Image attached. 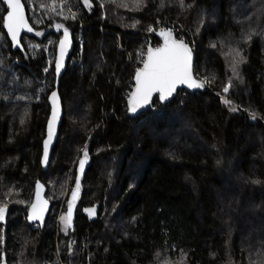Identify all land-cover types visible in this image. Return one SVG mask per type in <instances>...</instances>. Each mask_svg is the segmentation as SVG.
<instances>
[{
	"label": "trees",
	"instance_id": "1",
	"mask_svg": "<svg viewBox=\"0 0 264 264\" xmlns=\"http://www.w3.org/2000/svg\"><path fill=\"white\" fill-rule=\"evenodd\" d=\"M21 1L42 35L24 37L23 52L14 51L0 0L5 264H264V0H185L192 8L144 0L139 10L134 0L103 8L104 0H90L91 14L80 0ZM56 24L69 29L74 49L59 83L63 118L45 169L47 99L61 37ZM159 29L183 37L197 79H215L205 81L203 93L179 91L170 103L155 100L129 118L135 70L148 46L159 45ZM231 48L245 62L225 95ZM221 96L238 110L230 111ZM85 145L88 159L66 234L59 207L66 214ZM38 180L51 205L42 229L26 220ZM92 207L98 209L91 220L82 210Z\"/></svg>",
	"mask_w": 264,
	"mask_h": 264
},
{
	"label": "snow or ice",
	"instance_id": "2",
	"mask_svg": "<svg viewBox=\"0 0 264 264\" xmlns=\"http://www.w3.org/2000/svg\"><path fill=\"white\" fill-rule=\"evenodd\" d=\"M3 5L6 6V14L3 15V29L7 32V37L10 38L13 47L19 46L18 38L21 32L32 33L33 28L29 26V23L25 17L24 5L21 0H2ZM107 3H117V0H104L100 3V7L103 8ZM194 2V0H193ZM83 5L91 9L90 0H82ZM177 3L181 8H192L193 4H185V0H177ZM144 0H134V6L136 10H139L143 6ZM117 6H127L124 4H118ZM163 6V0L162 4ZM73 19L76 17V13H72ZM64 16V19H67ZM159 23V21L157 22ZM55 28L59 31L63 28V35L59 38L58 54L55 56V72L57 77L60 76L61 70L64 67V58L68 53L71 41L69 39V29L64 27L62 24H56ZM149 32L153 31V28L149 26ZM37 37L41 36L42 33L35 32ZM157 35L161 36L163 43L156 48L149 47L146 56L142 60V67H137L135 70V86L132 91L128 94L127 111L130 114L137 113L141 108L151 106L154 95L159 97L161 103L168 101L170 97L176 92L178 86H186L189 89H201L205 87V81L211 83V80L215 79V76L209 80L207 77L205 80L197 81L194 78L192 66H191V49L185 43L183 37L173 38L172 30L162 29ZM253 33L250 31L245 37L244 42L250 41ZM215 47V45H212ZM29 47H34L29 45ZM228 55H231V72L232 77L228 78V82L223 85V93H229V90L234 85L232 84L233 79H239V65L244 63V57L241 55L239 48H231ZM48 72V69H44ZM26 85H30L29 81H25ZM25 97L18 96L17 99H24ZM223 102L229 106L230 111H237V108L231 107V102L222 97ZM51 102V116L48 120V137L44 141V157L47 158L48 147L53 138L54 127L57 123L60 115V103L58 94L56 91H52L50 95ZM27 116V112L24 114ZM251 119H256L254 112H249ZM21 123H24V119H21ZM83 151V157L80 159V168L76 174L75 181L76 185L72 189L71 199L68 200L67 212L60 217L61 223L63 224L62 231L67 234V229L72 227V216L75 201L78 197L80 189L81 176L80 172L83 171L84 165L88 159L87 145H85ZM42 159L41 163L45 162ZM252 183H260L258 180H253ZM131 187V185H130ZM47 207V201L42 200L40 196V184L36 185L35 200L31 202L29 206V212L27 219L31 222L33 220H43L44 211ZM6 205L0 206V221L5 218ZM85 211L92 216L94 213L93 208H86ZM4 242V237L0 235V243ZM69 253L72 252V242L68 244ZM158 255V254H157ZM4 258L0 255V261Z\"/></svg>",
	"mask_w": 264,
	"mask_h": 264
},
{
	"label": "water",
	"instance_id": "3",
	"mask_svg": "<svg viewBox=\"0 0 264 264\" xmlns=\"http://www.w3.org/2000/svg\"><path fill=\"white\" fill-rule=\"evenodd\" d=\"M2 3H3V2H2ZM21 3H22V1H21ZM80 3H81V6L84 8V10H85L87 13L91 14V9H92V3H91V1H90V4H91V9H90V10H89L88 8H86V7L83 5L82 0H80ZM22 4H23V3H22ZM4 6H5V5H4ZM5 7H6V6H5ZM24 12H25V17H26V19H27V21H28L27 13H26L25 7H24ZM28 23H29V21H28ZM29 26L31 27L30 24H29ZM161 30H162V29H159V30H157V31L154 33V37H155V38L158 40V42H159V45H158L157 47H159V46L163 43V39H162V37L159 36V35H157V33L160 32ZM164 30H170V29H164ZM4 31H5L6 36H7V32H6V30H4ZM59 32L61 33V37H62V35H63V29H60ZM69 33H70V32H69ZM34 35H35V31H34V29H33V32H32V33H26V32H23V31H22L20 37L18 38V40H19V46H17V47H13L10 38H8V37H7V38H8V40H9L11 46H12V49H13L14 51H20V52H23V47H22V43H21V42H22V38H23V37L31 38V37H33ZM173 38H176L174 32H173ZM69 39H70V41H71V44H70V46H69L68 53L66 54V56H65V58H64V67L62 68V70H61V74H60L59 77H57L56 72H55V61H54L55 84H54V90H53V91H56L57 94H58L59 103H60V115H59L58 120H57V123H56V125H55V127H54L53 138H52V140H51V142H50V144H49L47 158L45 159V157H44V141H45V140L47 139V137H48V120H49V118H50V116H51V102H50V95H51V93H50L49 96H48V99H47V104H48V107H49V116H48V120H47V123H46L45 139H44V141H43V143H42V155H41V161H42V159H45V162H44L43 164L41 163V166H42L43 168H45V169L48 167V165H49V163H50L51 155H52V151H53L54 146H55V144H56V141H57V139H58V134H59L60 126H61V123H62V118H63L62 103H61V99H60V96H59V83H60L61 78L63 77V75H64V73H65V71H66V68H67V65H68L69 59H70L71 54H72L73 49H74V40H73V36H72L71 33H70V35H69ZM58 45H59V42H58V44H57V48H56V55L58 54ZM149 47H151V48H156V47H152L151 45H149L148 48H149ZM148 48H147V50H148ZM189 48H190V47H189ZM190 49H191V48H190ZM147 50H146V54H147ZM56 55H55V56H56ZM145 56H146V55H145ZM191 57H192V59H191V66H192L193 75H194V78L197 79V78L195 77V74H194V53H193L192 49H191ZM142 66H143V65H142ZM142 66H141V67H142ZM134 77H135V74H134ZM134 77H133V88H134V86H135V79H134ZM197 81H200V80L197 79ZM205 86H206V85H205ZM133 88H132V89H133ZM131 91H132V90H131ZM179 91H186V92H189V93H203V92L205 91V87H204V88H201V89H189V88H187L186 86H178L177 89H176V92L173 94L172 97L169 98L168 101H165L164 103H161L160 100H159V97L154 95L153 100H152V103H151V106H146V107H144V108H141V109H140L137 113H135V114H130V113L127 111V116H128L129 118H135V117H137V116L143 114L146 110H148V109H150V108L152 107V104L154 103L155 100H157V102H158L159 105H162V106H163V105H166V104L170 103L172 100H174V99L176 98V96H177V94H178ZM126 106H127V108H128V104H127V103H126ZM79 168H80V165H79V167H78V170H79ZM81 175H82V172H80V176H81ZM37 183L40 184V196H41V199L47 201V207H46V209H45V211H44V217H43V220H42V221H41V220H33V221H31V222L27 219V217H28V212H29V207H28L26 220H27V224H28V225H30V226H32V225H38V226L42 229L43 226H44V223H45V221H46V218H47V216H48V213H49V210H50V206H51V205H50V202H49V201L46 199V197H45V195H46V188H45V186H44L39 180L36 181V183H35V185H34V192H33L32 201L35 200L36 185H37ZM78 195H79V192H78ZM71 196H72V194H71ZM70 199H71V197H70ZM77 199H78V197H77ZM77 199H76V201H77ZM32 201H31V202H32ZM76 201H75V204H76ZM30 204H31V203H30ZM75 204H74V208H73V216H72V220H73V217H74ZM29 206H30V205H29ZM92 208L94 209V213H93L92 216H89V214L85 211V209L82 210V214H83L85 217L90 218L91 220L94 219V218L96 217V215H97V209H98L97 207H92ZM4 222H5V218H4L3 221H0L1 224H3ZM3 258H4V259L0 262V264H5V257H4V255H3Z\"/></svg>",
	"mask_w": 264,
	"mask_h": 264
},
{
	"label": "rangeland",
	"instance_id": "4",
	"mask_svg": "<svg viewBox=\"0 0 264 264\" xmlns=\"http://www.w3.org/2000/svg\"><path fill=\"white\" fill-rule=\"evenodd\" d=\"M226 95V94H225ZM222 97L225 99V96H221L220 97V99L222 100ZM228 100V99H227ZM153 112L152 113H154V114H156V113H159L158 111H156V110H152ZM64 197H65V195H64ZM64 200V199H63ZM63 203V202H62ZM61 208H62V204H61V207H59V209H60V212H61ZM60 212H59V216H58V218L60 219V217L62 216L61 214H60ZM59 219L57 220V222H59ZM61 226L63 227V224L61 223Z\"/></svg>",
	"mask_w": 264,
	"mask_h": 264
},
{
	"label": "built area",
	"instance_id": "5",
	"mask_svg": "<svg viewBox=\"0 0 264 264\" xmlns=\"http://www.w3.org/2000/svg\"><path fill=\"white\" fill-rule=\"evenodd\" d=\"M171 30V29H170ZM173 31V30H172ZM146 55V54H145ZM145 57V56H144ZM141 66H142V64H141Z\"/></svg>",
	"mask_w": 264,
	"mask_h": 264
},
{
	"label": "flooded vegetation",
	"instance_id": "6",
	"mask_svg": "<svg viewBox=\"0 0 264 264\" xmlns=\"http://www.w3.org/2000/svg\"><path fill=\"white\" fill-rule=\"evenodd\" d=\"M23 38H24V37H23ZM23 38H22V39H23Z\"/></svg>",
	"mask_w": 264,
	"mask_h": 264
}]
</instances>
